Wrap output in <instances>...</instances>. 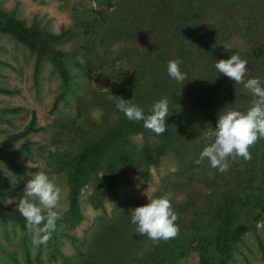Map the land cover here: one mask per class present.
Returning a JSON list of instances; mask_svg holds the SVG:
<instances>
[{"label": "rangeland", "instance_id": "obj_1", "mask_svg": "<svg viewBox=\"0 0 264 264\" xmlns=\"http://www.w3.org/2000/svg\"><path fill=\"white\" fill-rule=\"evenodd\" d=\"M197 1L198 5L192 2L196 9L182 25V30L194 38L191 41L186 36L192 50L183 37L179 40L186 49L187 63L200 57L197 65L189 64L185 69L196 93L206 95L215 79L207 73V67L201 66V60L211 61L228 51L240 55L251 50L250 41L256 42L262 33L254 32L250 40L243 26L249 17L255 20L258 13L264 14V0ZM172 3L173 0H45L39 4L32 0H0V13L24 26L50 34L64 33L53 48L67 54L65 65L72 81L69 91L52 109L61 88L58 73L43 59L33 74L35 54L0 32V89L9 91L0 92V203L7 197L22 198L27 181L43 171L50 178L57 177L55 183L61 188L64 209L46 245L34 246L27 227L22 230L15 221H0V264H26L25 257L29 264H199V251L189 245L184 255L160 260L156 249L161 242L154 245L138 234L131 223V213L147 204L148 199L170 194L172 204L185 205L182 220L188 222L193 213L203 216L209 207L206 196L218 172L207 160L195 163L211 143L206 133L215 128L219 114L246 111L251 101L194 108L185 96L179 95L178 83L167 73L168 61L176 58L168 50L169 40L177 39L173 27H177L174 22L178 13ZM210 29L215 30V39L208 38ZM153 71L167 93H155ZM142 74L146 75L145 81L137 84ZM199 83L203 85L198 87ZM173 87L177 88L173 97L178 100L176 106L192 105L193 110L182 112L191 122L182 129L181 121H176L174 130L181 129V133L169 135L171 141L167 138L161 142L149 133L122 137L121 148L128 163H120L117 138L112 142L109 132L122 121L124 113L116 108V99L107 98L114 95L150 109L162 98L172 102L168 92ZM31 111L35 113L37 130L19 136ZM82 145L100 146L102 154L78 191L80 219L74 222L69 210L68 162L76 152L74 147ZM144 146L163 147L157 165L141 162ZM51 147H55L54 152ZM260 162L259 166L264 167V157ZM248 163L242 158L230 159L234 168L226 173L231 176V171H239ZM107 164L115 165L121 176L111 192L103 186ZM138 171L146 172V179H141ZM254 176L264 182L263 169ZM6 207L16 208L15 204ZM253 210L242 209L240 221L248 231L232 249L227 264H264V213L258 218Z\"/></svg>", "mask_w": 264, "mask_h": 264}, {"label": "trees", "instance_id": "obj_2", "mask_svg": "<svg viewBox=\"0 0 264 264\" xmlns=\"http://www.w3.org/2000/svg\"><path fill=\"white\" fill-rule=\"evenodd\" d=\"M32 1L41 4L45 0ZM192 2L194 5L199 4L197 0H173V7L178 13L177 21L174 22L177 24V27L176 25L173 27V33L176 35L177 39L175 40V38H173L174 41L169 40L171 41L169 44L171 46L168 48L171 53H174V57H176L175 59L181 61L180 66L182 65L183 67V69L181 68V71L185 73L186 76L189 74L187 69H185L186 66L189 64L197 65L196 61H200L199 57L194 61L191 60L187 63L186 58L188 57L184 53L186 49L185 47L180 46L181 42L179 40L183 37L186 46L192 50L190 44L194 38L191 37L192 35L188 36V33L182 30V25L187 21V16L190 12L193 13L196 9ZM177 8L179 10H177ZM256 17L257 19L255 20L252 17H249L246 20L245 25L243 26L244 34L248 38L255 34L254 32L262 34L256 39V42L252 41V43L250 41L251 50H247L244 54H240L239 56L248 62V72L245 79L259 78L264 81V14L258 13ZM0 32L8 34L17 42L25 46L29 52L35 54L33 74L36 73L39 63L43 59L47 60L58 73L61 88L58 96L53 100V109L57 101L64 98L72 84L70 72L65 65L67 54L53 48V45L62 40L64 33L50 34L33 26L26 27L12 17H8L1 13ZM181 34L183 35L181 36ZM207 35L208 38L211 39L213 37V39H215L217 34L215 33V30L210 29L209 34ZM186 36L191 41H189ZM233 54L234 52L228 51L220 56L212 57L211 61L210 58L201 60V66L207 67V73H210L215 79V84L212 85L211 92L206 95L196 93V87L189 84V81L186 79L182 83L176 82L180 88L179 95L185 96L184 98H187L190 103H193L194 108L200 105H230L240 101L250 102L252 97L243 88L242 84L236 85L234 81L230 80L223 74H219L215 69V64L218 60L229 59ZM143 74L138 77L137 84L141 81H145L143 78H145L146 75L144 76ZM153 75H156L155 71L152 73V87H154L153 89L156 91L155 93H157V91L160 94L167 93L165 86L161 85L160 81L156 80V76L154 77ZM202 85L203 83H199L198 87H201ZM0 92L8 93L9 91L0 89ZM168 93L171 94L173 98L177 95V88H170ZM177 103L178 100H175L174 98L172 102H169V116L166 118V127L172 128L166 129V131L159 136L144 128L143 121H129L124 115L122 121L116 124L112 131L109 132L112 142L117 138V143L120 147L118 152V161L120 163L122 162V164L125 165L128 163V157L121 148V143H123L122 137H125L128 134H143L146 136V134L149 133L157 136V140H160L161 142L165 141L171 134L179 132L180 135L181 129L174 130L176 127V121H181V128L184 129L185 124L191 122V120L188 119L186 113L183 114L182 112L193 110V107L192 105L183 104L184 108H181L176 106ZM143 110L146 115L150 114V109L147 108ZM173 116H176L177 119L173 120ZM34 124L35 113L31 111L30 119L19 136H24L29 132L36 131L37 129L34 127ZM166 141L171 140L168 138ZM25 146L26 143L22 144L21 149L24 150ZM74 150H76V152L68 162L67 185L69 210L72 220L76 222L80 219L77 212L78 191L85 184L86 175L89 170H92L97 166L98 160L102 154V148L100 146L89 145L85 147L82 145L77 146V148L74 147ZM250 152L252 154V159L249 161V165L240 166L241 169L239 171H231V176L227 173L216 172L214 185L211 187L212 191L206 196L207 199H209L208 211L203 216H197V214L193 213V215L190 216L189 221L185 222L180 217L182 212L186 210L185 205L178 207L172 204L174 210L179 215L176 224L179 226L180 233L175 239L160 241L162 245L156 249V256H158L160 260L169 259L176 255H184L186 247L189 245L195 247L199 251V264L228 263L232 255V249L240 238L248 231L247 225L240 221L242 209L244 207H252L254 209L253 212L256 213V217L258 216V218L264 213V182L257 181L256 176H254L256 171L264 170V167L259 166L261 163L260 158L263 159L264 157V139H259L258 142L250 148ZM163 153L164 149L161 146L155 148L144 146L141 148L139 159L146 165L155 166L159 162ZM233 168L234 166L230 165V169L233 170ZM105 172L103 186L107 192H111L114 183L121 177L120 171L115 168V165L107 164ZM138 175L141 179H146L147 177V173L144 171H138ZM242 175L249 176L239 179L236 177ZM245 184L247 188H245ZM213 193L216 197H214ZM245 193H247V196ZM245 211L246 210H244V212ZM6 220L15 221L22 230H25L27 227L25 218L19 213L17 208H8L0 203V221L4 222ZM101 249L102 248H100V251ZM25 262L26 264H29L27 257H25Z\"/></svg>", "mask_w": 264, "mask_h": 264}, {"label": "clouds", "instance_id": "obj_3", "mask_svg": "<svg viewBox=\"0 0 264 264\" xmlns=\"http://www.w3.org/2000/svg\"><path fill=\"white\" fill-rule=\"evenodd\" d=\"M180 64L179 59L169 60L167 63L169 77L178 83L187 79L186 74L180 69ZM247 64V60L238 54L216 62L217 72L234 81L236 85L242 84L252 99L246 111L229 110L218 115L215 128L206 133L211 143L203 148L199 159L195 161L196 164L207 160L211 168L226 173L230 168V159L235 161L242 158L251 161L250 148L259 139H264V81L259 78L245 79L248 72ZM108 99H116V108L123 112L129 121H143L144 128L157 136L166 131V118L169 116L167 98L155 102L148 115L142 108L129 103L128 100L114 95H110ZM50 151L54 152L55 147H51ZM56 180V176L50 178L45 172L40 171L27 181L22 198L7 197L2 201L6 206L15 204L25 218L34 246L48 243L52 233L56 231V221L63 214L61 188L55 183ZM148 201L147 204L132 210L131 223L135 225V231L146 236L154 245H158L160 241L177 238L180 229L176 221L179 216L173 208L170 194Z\"/></svg>", "mask_w": 264, "mask_h": 264}]
</instances>
